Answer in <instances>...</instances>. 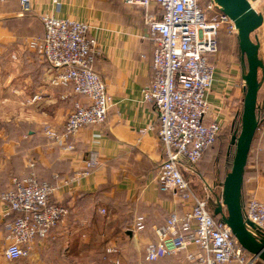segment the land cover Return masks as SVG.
I'll list each match as a JSON object with an SVG mask.
<instances>
[{"label": "crops", "instance_id": "1", "mask_svg": "<svg viewBox=\"0 0 264 264\" xmlns=\"http://www.w3.org/2000/svg\"><path fill=\"white\" fill-rule=\"evenodd\" d=\"M31 1L33 12L25 15L19 0H0L4 49L0 57V193L12 189L15 179L33 172L56 186L52 201L65 205L69 215L52 236L35 239L28 257L11 261L5 249L11 242L9 226L16 214L0 199V264H106V260L108 264H196L186 251L154 262L145 260L147 244L159 240L158 229L170 213L184 215L192 207L191 202L160 190L156 179L164 159L159 113L155 104L144 100L143 89L153 80L155 50L146 18L159 15L158 6L153 3L139 9L122 1L113 6L112 0H62L56 11L52 0ZM256 10L264 16V3ZM45 14L89 24L88 36L96 39L98 50L92 66L105 80L112 101L105 124L84 127L66 146L50 141L44 128L49 125L62 131L74 103H88V99L75 93L71 84L53 85L51 80L59 70L51 69L27 46L26 37L44 32L32 17ZM253 34L264 63V22ZM218 38L220 51L211 59L215 72L207 93L210 112L206 122L217 118L228 129L237 123L243 104L247 67L238 33L224 28ZM260 72L263 84L264 71ZM257 135L246 167L243 204L252 194L264 200V120ZM218 141L204 153L195 176L185 172L201 194H205V183L212 190L220 187L230 170L228 160L221 158L223 141ZM91 156L99 161L96 167L88 166ZM30 161H34L32 168ZM120 203L133 208L131 228L124 233L137 246L107 251L109 256L103 253L105 261L85 259L98 251L92 242L105 234L99 219L102 209ZM256 264L264 262L258 259Z\"/></svg>", "mask_w": 264, "mask_h": 264}, {"label": "built area", "instance_id": "2", "mask_svg": "<svg viewBox=\"0 0 264 264\" xmlns=\"http://www.w3.org/2000/svg\"><path fill=\"white\" fill-rule=\"evenodd\" d=\"M24 11H33L31 0H19ZM130 6L150 7L155 3L159 15H147L151 38L155 43L153 80L143 89L144 100L158 109L159 138L164 159L156 176L160 190L179 196L192 207L184 215L170 213L158 229L159 240L145 249V260L154 262L167 255L186 251L196 264H256L258 258L238 241L222 214L214 207L222 205L223 186L211 189L204 184L205 194L194 188L186 176L198 173V164L208 148L215 145L224 129L217 118L206 122L210 112L207 93L211 89L215 65L211 60L220 51L218 34L226 28L237 33L235 22L214 0H121ZM62 0H52L56 11ZM43 36L26 39L27 46L39 53L59 70L51 83L71 84L77 94L85 95L88 103L76 101L69 112L64 129L44 128L45 136L55 143L69 145L72 136L89 125L105 124L112 106L106 82L92 63L97 54V41L88 36L89 24L53 14L41 16ZM4 52L0 42V57ZM95 156L88 160L96 167ZM29 166L34 167V161ZM56 186L40 180L31 172L24 179H15L12 189L0 193V199L16 214L9 226L11 242L5 256L16 261L30 255L37 237L52 236V231L69 215L68 208L52 201ZM106 212V209H102ZM244 218L250 230L264 234V200L252 194L244 203ZM139 223L138 227L141 228ZM109 253L116 248L107 249ZM115 264H121L118 261Z\"/></svg>", "mask_w": 264, "mask_h": 264}, {"label": "water", "instance_id": "3", "mask_svg": "<svg viewBox=\"0 0 264 264\" xmlns=\"http://www.w3.org/2000/svg\"><path fill=\"white\" fill-rule=\"evenodd\" d=\"M221 11L236 24L239 48L242 61L247 67L244 74L245 95L243 100L242 127L239 136L235 134L232 142L236 143V153L231 170L227 173L222 186L224 212L222 205L214 207V214H222L223 220L231 227L240 244L258 259L264 261V234H256L247 224L255 227L244 218L243 185L248 157L252 143L259 127L258 97L262 85L260 70L264 71V63L260 58V45L252 38L253 32L262 26L264 16L253 6L258 0H214Z\"/></svg>", "mask_w": 264, "mask_h": 264}, {"label": "rangeland", "instance_id": "4", "mask_svg": "<svg viewBox=\"0 0 264 264\" xmlns=\"http://www.w3.org/2000/svg\"><path fill=\"white\" fill-rule=\"evenodd\" d=\"M123 2V1H122ZM121 0H112L111 4L113 6H120L119 4H122ZM264 3V0H260L255 8L261 9V5ZM139 9H143L144 7L136 6ZM34 20V23L36 27L38 25L40 26V19L32 17ZM34 25V26H35ZM32 26V27H34ZM255 36V34H253ZM30 38V37H29ZM27 37L25 38V40ZM262 74L260 72V78ZM258 114H259V120H260V126L264 120V82L260 88L259 91V97H258ZM242 112H243V104L240 109L239 114L237 115V123H235L234 127H229L228 129H223L219 141H223L222 144V159H227L229 162V169L231 170L234 156L236 153V143L232 142V136L233 134H237L239 136L241 132L242 127ZM236 128V129H235ZM236 130V131H235ZM259 132V128L257 130ZM218 141V142H219ZM229 170V171H230ZM132 211L133 208H129L125 204H113L110 206V208H106V212H102L101 216L99 217L100 221L103 222V227L105 228V234L103 236H100L99 238H96L94 242H92L93 247H95L98 251L94 252L90 257L85 256L84 258L89 259H102L103 261L106 260L103 253L109 254L107 252V249L110 247L116 248L118 251H123L128 248L136 247V243H134L133 239L129 237L127 234H125V230L130 229L131 226H128V224L131 223L130 218H132ZM112 227L114 229L112 230ZM100 253V254H99ZM99 254V255H98ZM109 256V255H108ZM143 258V256H142ZM110 264L112 261H109ZM106 264H108V261L106 260Z\"/></svg>", "mask_w": 264, "mask_h": 264}, {"label": "trees", "instance_id": "5", "mask_svg": "<svg viewBox=\"0 0 264 264\" xmlns=\"http://www.w3.org/2000/svg\"><path fill=\"white\" fill-rule=\"evenodd\" d=\"M19 3H20V1H19ZM20 10H21V12H23L25 15H30V14H32V12L33 11H24V10H22V8H21V4H20ZM38 19H40V23H41V26H43V30H44V32L42 33V34H39V35H35V36H43L44 35V33H45V26H44V23H43V21H42V19H41V17H39ZM35 36H33V37H35ZM37 52V51H36ZM38 53V52H37ZM39 54V53H38ZM259 109V108H258ZM258 116H259V114H258ZM259 118V117H258ZM259 127H260V120H259ZM258 127V128H259ZM258 134V132H256V134H255V137H254V140H253V143H252V148H253V146L255 145V142L257 141V135ZM251 148V149H252ZM251 153V152H250ZM251 154H249V157H248V162H247V165L249 164V162H250V160H251ZM247 167V166H246ZM245 173H246V170H245ZM261 260V259H260ZM263 261V260H262ZM264 262V261H263Z\"/></svg>", "mask_w": 264, "mask_h": 264}, {"label": "bare ground", "instance_id": "6", "mask_svg": "<svg viewBox=\"0 0 264 264\" xmlns=\"http://www.w3.org/2000/svg\"><path fill=\"white\" fill-rule=\"evenodd\" d=\"M258 1H260V0H258ZM258 1H255V2L252 3L254 7L256 6V4L258 3Z\"/></svg>", "mask_w": 264, "mask_h": 264}]
</instances>
